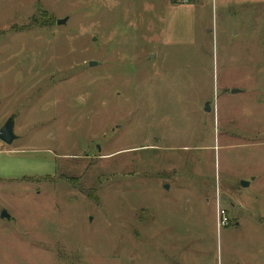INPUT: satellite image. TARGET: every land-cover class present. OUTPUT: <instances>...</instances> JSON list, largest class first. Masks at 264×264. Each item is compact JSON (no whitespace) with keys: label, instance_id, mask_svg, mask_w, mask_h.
Here are the masks:
<instances>
[{"label":"rangeland","instance_id":"rangeland-1","mask_svg":"<svg viewBox=\"0 0 264 264\" xmlns=\"http://www.w3.org/2000/svg\"><path fill=\"white\" fill-rule=\"evenodd\" d=\"M178 1L0 0V264H264V0Z\"/></svg>","mask_w":264,"mask_h":264},{"label":"water","instance_id":"water-1","mask_svg":"<svg viewBox=\"0 0 264 264\" xmlns=\"http://www.w3.org/2000/svg\"><path fill=\"white\" fill-rule=\"evenodd\" d=\"M62 20H58L57 24H62ZM90 66L94 65L93 63H89ZM15 139L13 134V120L12 118H9L6 123L3 125V127L0 129V140L9 145L12 143V141ZM247 183H241V186L245 187L247 186ZM2 218H5L6 215L3 212L1 215Z\"/></svg>","mask_w":264,"mask_h":264},{"label":"built area","instance_id":"built-area-1","mask_svg":"<svg viewBox=\"0 0 264 264\" xmlns=\"http://www.w3.org/2000/svg\"><path fill=\"white\" fill-rule=\"evenodd\" d=\"M228 223L227 216L223 210H217V227L226 226Z\"/></svg>","mask_w":264,"mask_h":264},{"label":"trees","instance_id":"trees-1","mask_svg":"<svg viewBox=\"0 0 264 264\" xmlns=\"http://www.w3.org/2000/svg\"><path fill=\"white\" fill-rule=\"evenodd\" d=\"M170 2L172 3V4H178L179 3V1L178 0H170ZM182 3V2H181Z\"/></svg>","mask_w":264,"mask_h":264},{"label":"crops","instance_id":"crops-1","mask_svg":"<svg viewBox=\"0 0 264 264\" xmlns=\"http://www.w3.org/2000/svg\"><path fill=\"white\" fill-rule=\"evenodd\" d=\"M183 5H185V6H183V7H185V9H187V8H190V7H191L189 4H183Z\"/></svg>","mask_w":264,"mask_h":264}]
</instances>
